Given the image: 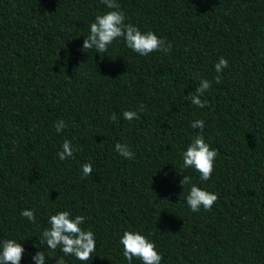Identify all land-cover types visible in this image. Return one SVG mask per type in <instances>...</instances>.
Returning a JSON list of instances; mask_svg holds the SVG:
<instances>
[{
    "label": "trees",
    "instance_id": "1",
    "mask_svg": "<svg viewBox=\"0 0 264 264\" xmlns=\"http://www.w3.org/2000/svg\"><path fill=\"white\" fill-rule=\"evenodd\" d=\"M117 2L125 23L171 51L140 56L122 38L104 54L83 49L109 11L100 0H0V241L22 244L20 264L40 250L56 264L63 253L42 246V233L50 215L70 211L95 234L86 264H127L125 230L154 241L161 264H264V0ZM220 57L229 66L217 73ZM201 79L211 82L204 108L187 99ZM126 110L140 118L125 120ZM197 119L202 133L190 126ZM197 134L218 152L206 182L181 167ZM65 139L79 151L61 161ZM184 175L218 194L211 210H190ZM33 209L36 223L21 215Z\"/></svg>",
    "mask_w": 264,
    "mask_h": 264
},
{
    "label": "clouds",
    "instance_id": "2",
    "mask_svg": "<svg viewBox=\"0 0 264 264\" xmlns=\"http://www.w3.org/2000/svg\"><path fill=\"white\" fill-rule=\"evenodd\" d=\"M100 2L109 9V11L98 14L95 21L89 26V34L83 42V49L94 50L98 54H104L108 51V46L117 39L122 38L126 47L140 56H148L154 52H163L165 54L171 51V45L166 44L164 39L159 38L153 31L142 32L138 27L130 23H125L126 17L120 10L117 0H100ZM228 61L220 57L215 63V71L222 73L227 68ZM211 88V82L207 79L200 80V86L194 92L188 94L187 99L191 104L204 108L207 101H202L201 97ZM141 112L144 110L140 106ZM123 118L127 121L138 120L140 116L137 112L126 110L123 112ZM111 120L117 121L115 113ZM67 125L63 120L56 122L57 133H61ZM193 129H200L201 133L205 127L203 119H197L190 125ZM61 151L57 153L59 159L64 161L74 157V153L79 151L72 142L65 139L61 145ZM115 151L123 158L132 160L135 153L130 149L127 143H116ZM217 150L205 142L202 134L193 136L191 142L182 153L181 167L184 169H194L200 174V181L206 182L212 178L214 165L217 158ZM82 176L87 178L92 175L93 167L91 163H84L82 166ZM192 176L184 175L181 180V186L189 185L190 190L185 197L190 210L197 213L203 208L211 210L218 201V194H214L202 189L192 182ZM21 215L32 223H36L35 210H22ZM85 222V217L76 215L73 217L70 211H57L50 215L48 224L50 227L44 229L42 233V246L47 245V249L55 252L60 248L63 255L56 260V264H66L64 257L72 256L82 264L92 260V254L96 251V238L91 230H85L81 225ZM122 246V255L127 264H133L134 258L141 261V264H161L162 254L157 251L154 241L148 239L139 231L125 230L119 240ZM42 248V247H41ZM25 253L22 244L14 239H5L0 241V264H20ZM45 251H37L31 257L34 264H45Z\"/></svg>",
    "mask_w": 264,
    "mask_h": 264
}]
</instances>
